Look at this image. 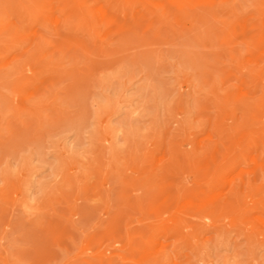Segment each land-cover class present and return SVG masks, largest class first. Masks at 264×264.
<instances>
[{
  "label": "rangeland",
  "instance_id": "rangeland-1",
  "mask_svg": "<svg viewBox=\"0 0 264 264\" xmlns=\"http://www.w3.org/2000/svg\"><path fill=\"white\" fill-rule=\"evenodd\" d=\"M0 264H264V0H0Z\"/></svg>",
  "mask_w": 264,
  "mask_h": 264
},
{
  "label": "bare ground",
  "instance_id": "bare-ground-1",
  "mask_svg": "<svg viewBox=\"0 0 264 264\" xmlns=\"http://www.w3.org/2000/svg\"><path fill=\"white\" fill-rule=\"evenodd\" d=\"M95 11H96V10H95ZM102 36H103V35H102ZM259 169H260V168H259ZM256 173H257V172H256ZM256 173H255V174H256ZM259 174H260V172H259ZM230 190H231V189H230ZM226 197H227V196H226Z\"/></svg>",
  "mask_w": 264,
  "mask_h": 264
}]
</instances>
